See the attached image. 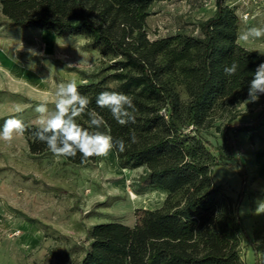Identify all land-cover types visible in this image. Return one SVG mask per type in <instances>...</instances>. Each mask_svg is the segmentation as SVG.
<instances>
[{
    "label": "trees",
    "instance_id": "16d2710c",
    "mask_svg": "<svg viewBox=\"0 0 264 264\" xmlns=\"http://www.w3.org/2000/svg\"><path fill=\"white\" fill-rule=\"evenodd\" d=\"M171 1L0 0L6 25L81 36L89 49L100 52L103 66L78 90L89 98V110L104 118L103 131L126 142L135 131L138 143L123 153L114 149L118 166L142 169L138 186L165 194L161 207L137 210L133 227L107 223L89 229V246L79 264H246L243 193L236 200L226 195L214 183L213 169L234 158L238 143L230 133L252 130L253 124L236 121L251 73L264 63V54L239 44L237 7L223 0H217L212 17L199 23L198 35L150 40L152 6ZM233 60L240 69L227 76L224 67ZM109 80L115 86H108ZM105 90L133 98L135 124L120 125L97 107L96 97ZM263 117L264 112L257 121ZM218 118L226 123L217 129L222 145L215 146L205 133ZM77 123L88 128L87 115L77 117ZM34 129L24 133L30 154L51 153L32 136ZM100 158L82 163L78 153L65 160L84 166ZM240 174L245 186L246 174ZM254 255L257 263L256 249Z\"/></svg>",
    "mask_w": 264,
    "mask_h": 264
},
{
    "label": "rangeland",
    "instance_id": "374dc122",
    "mask_svg": "<svg viewBox=\"0 0 264 264\" xmlns=\"http://www.w3.org/2000/svg\"><path fill=\"white\" fill-rule=\"evenodd\" d=\"M223 1L243 10L234 0ZM216 2L155 3L147 20L149 39L177 33L198 35L199 23L213 16ZM260 3L264 0L248 9L254 16L258 10L262 15L249 17L247 24L241 20V31L264 23ZM4 21L0 8V129L12 117L36 127L35 107L47 103L53 110L57 85L71 80L77 85L87 83L98 74L103 58L81 36L59 37L50 30L11 27ZM20 41L24 49L18 51ZM238 42L264 54V38ZM28 48L39 55L30 56ZM106 84L116 83L109 80ZM239 110L243 113L236 123L256 125L264 118L257 121L264 112V96ZM225 123L226 118H218L205 133L215 146L222 145L217 129ZM245 133H230L238 149L232 161L213 169V180L234 200L243 193L240 217L248 239H244L242 259L246 264H264V213L257 212L264 202V150L252 148L251 136ZM240 172L246 174L245 186ZM141 174L142 169L119 167L114 150L97 163L78 166L52 153L31 155L25 134L14 135L11 142L0 140V264H79L89 246L87 232L93 226L120 223L133 227L137 210L162 206L165 194L139 187Z\"/></svg>",
    "mask_w": 264,
    "mask_h": 264
},
{
    "label": "clouds",
    "instance_id": "9594fccd",
    "mask_svg": "<svg viewBox=\"0 0 264 264\" xmlns=\"http://www.w3.org/2000/svg\"><path fill=\"white\" fill-rule=\"evenodd\" d=\"M261 15L262 12L258 10L253 18ZM248 19L247 15L243 17L245 24ZM261 38H264V23L247 26L238 35V40L243 42L258 41ZM23 49V42L20 41L18 51ZM27 51L30 56L39 55L32 48H28ZM239 69V62L233 60L224 67V73L227 76H235ZM251 77L248 84V98L242 102L245 105L258 102L260 96L264 95V63L256 67ZM54 96L56 99L53 110L49 109L47 103H39L35 107L38 119L31 134L35 140L46 144L56 158H75L79 153L83 163L92 157H106L114 149L123 153L131 144L138 143L134 130L130 132L128 142L103 131L104 118L94 109L89 110L90 100L79 92L75 80L59 83ZM96 105L98 108L107 109L120 125L136 122L133 98L125 93L114 90L102 91L96 97ZM17 111L19 112L20 109L17 108ZM85 114L88 117V128L77 123V117ZM27 129L28 126L23 120L17 117L8 118L0 129V140L11 142L14 135H23ZM257 212L264 213V202L259 203Z\"/></svg>",
    "mask_w": 264,
    "mask_h": 264
},
{
    "label": "crops",
    "instance_id": "0c3cea01",
    "mask_svg": "<svg viewBox=\"0 0 264 264\" xmlns=\"http://www.w3.org/2000/svg\"><path fill=\"white\" fill-rule=\"evenodd\" d=\"M264 8V6H262ZM243 104L241 107H245ZM243 113V112H241ZM255 120V119H254ZM250 135V143L252 148H256V150L263 149L264 150V118L252 126V130L250 132H246L245 135Z\"/></svg>",
    "mask_w": 264,
    "mask_h": 264
},
{
    "label": "built area",
    "instance_id": "2783aa9c",
    "mask_svg": "<svg viewBox=\"0 0 264 264\" xmlns=\"http://www.w3.org/2000/svg\"><path fill=\"white\" fill-rule=\"evenodd\" d=\"M234 1H236L237 3H240L241 5H242V9L243 10H239L240 8H239V6L238 5H234V4H229V5H231V6H233V7H237V11H238V15H239V17H240V19L241 20H243V17L245 16V15H247L248 17H251V20L253 19V17H254V14H252L250 11H249V9H248V6L249 5H251V4H257L258 3V1L259 2H261V1H263V0H234ZM260 6L262 7V6H264V3H260ZM245 7V8H244Z\"/></svg>",
    "mask_w": 264,
    "mask_h": 264
},
{
    "label": "bare ground",
    "instance_id": "6f19581e",
    "mask_svg": "<svg viewBox=\"0 0 264 264\" xmlns=\"http://www.w3.org/2000/svg\"><path fill=\"white\" fill-rule=\"evenodd\" d=\"M135 198V197H134Z\"/></svg>",
    "mask_w": 264,
    "mask_h": 264
}]
</instances>
